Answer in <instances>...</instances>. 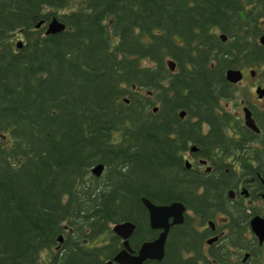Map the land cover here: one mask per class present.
I'll return each instance as SVG.
<instances>
[{"label":"trees","instance_id":"16d2710c","mask_svg":"<svg viewBox=\"0 0 264 264\" xmlns=\"http://www.w3.org/2000/svg\"><path fill=\"white\" fill-rule=\"evenodd\" d=\"M263 35L264 0H0V264H97L114 225L148 236L143 198L206 204L182 151Z\"/></svg>","mask_w":264,"mask_h":264},{"label":"flooded vegetation","instance_id":"af4514ba","mask_svg":"<svg viewBox=\"0 0 264 264\" xmlns=\"http://www.w3.org/2000/svg\"><path fill=\"white\" fill-rule=\"evenodd\" d=\"M241 70L243 78L231 82L232 86L254 95L244 94L238 103L243 113L223 106L220 113H229L232 121L194 124L201 129L198 138L186 143L182 151L190 178L206 177L195 184V194L210 199L206 204H193L194 208L181 198L177 200L186 207L183 220L173 223V217L169 219L162 258L150 257L142 264H264V75L258 74L257 68L250 69V76L247 67ZM246 78H252L248 90L241 87ZM247 111L258 129L247 123ZM185 116L180 112L182 119ZM209 184L213 187L208 193ZM162 231L151 225L148 214V236L133 240L135 224L127 248L112 228V234L98 242L106 252L97 264H123L115 261L117 254L127 249L131 255H139L143 243L156 240Z\"/></svg>","mask_w":264,"mask_h":264},{"label":"water","instance_id":"95a60500","mask_svg":"<svg viewBox=\"0 0 264 264\" xmlns=\"http://www.w3.org/2000/svg\"><path fill=\"white\" fill-rule=\"evenodd\" d=\"M44 21L39 22L36 27L40 28L43 25ZM65 29V24L54 18L51 22L47 25V33H56L61 30ZM221 37L226 40L227 36L225 34H221ZM261 43L264 44V35L261 37ZM17 46H22V41L17 42ZM169 66L171 70H175L176 63L173 60L169 61ZM227 78L231 82H238L241 81L243 78V72L241 69H229L227 71ZM157 110V108H155ZM182 115H185L186 111L181 112ZM247 123L251 125L253 128L258 129L253 118L251 117L250 113L247 111L246 114ZM189 165V162H188ZM104 170V164L100 163L93 168V173L96 175H101ZM143 202L146 205L149 214L151 225L154 228H162L163 231L159 235V237L151 242L143 243L140 253L137 256L131 255L127 249L123 250L119 254L115 256V261L123 263V264H142L143 261L150 257H157L162 258L164 252V245L166 241V237L170 228V221L169 219L173 217V223L181 222L183 220V213L186 207L179 201H175L171 204H156L149 200L148 198H143ZM135 229V224L132 222H123L118 223L113 227V230L123 237L124 244L129 247L128 237H130L131 233ZM62 237L59 238V240Z\"/></svg>","mask_w":264,"mask_h":264},{"label":"rangeland","instance_id":"374dc122","mask_svg":"<svg viewBox=\"0 0 264 264\" xmlns=\"http://www.w3.org/2000/svg\"><path fill=\"white\" fill-rule=\"evenodd\" d=\"M14 40L16 41V43L18 41H23V36L20 34V32H17L15 35H14ZM249 70H245L246 74L247 75H251V70L250 69H253V68H257L258 71L257 73L260 74V75H264V63L261 64V65H258V66H255V67H250V66H246ZM244 68V67H243ZM242 68V69H243ZM251 79L252 78H246L244 80V82L241 84V87L243 88H246V90H248L249 88L247 86H249L250 82H251ZM244 94L247 96V97H253L254 95L250 94V93H247L245 92L242 88H237L235 90V98L230 100V101H225L223 103L224 106H226L228 108L229 111H232L234 113L236 112H240V113H243L242 111V105H239L238 103L243 100L245 98ZM228 103V104H227ZM262 105H264V101L262 102ZM47 253H43V258L46 259L47 257Z\"/></svg>","mask_w":264,"mask_h":264}]
</instances>
